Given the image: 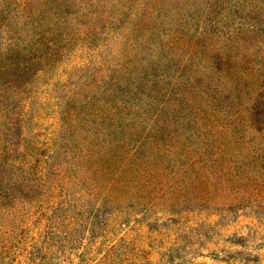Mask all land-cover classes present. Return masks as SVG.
<instances>
[{
  "label": "rangeland",
  "instance_id": "rangeland-1",
  "mask_svg": "<svg viewBox=\"0 0 264 264\" xmlns=\"http://www.w3.org/2000/svg\"><path fill=\"white\" fill-rule=\"evenodd\" d=\"M0 264H264V0H0Z\"/></svg>",
  "mask_w": 264,
  "mask_h": 264
}]
</instances>
